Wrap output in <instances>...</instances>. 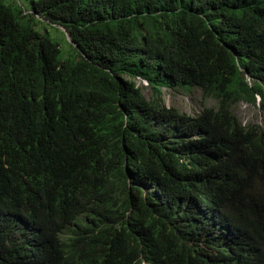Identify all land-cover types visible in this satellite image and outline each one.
<instances>
[{
  "label": "trees",
  "instance_id": "obj_1",
  "mask_svg": "<svg viewBox=\"0 0 264 264\" xmlns=\"http://www.w3.org/2000/svg\"><path fill=\"white\" fill-rule=\"evenodd\" d=\"M257 98L264 0H0V264H264Z\"/></svg>",
  "mask_w": 264,
  "mask_h": 264
},
{
  "label": "rangeland",
  "instance_id": "obj_2",
  "mask_svg": "<svg viewBox=\"0 0 264 264\" xmlns=\"http://www.w3.org/2000/svg\"><path fill=\"white\" fill-rule=\"evenodd\" d=\"M17 3L21 2L26 4V0H15ZM47 31L51 34V38L57 41L60 45L62 52L68 51L69 38L64 33V30L60 27L53 26L52 29L47 27ZM65 35V36H64ZM136 85L142 89V94L145 98L150 97V91L148 90L147 83L136 79L134 80ZM163 101L167 107H173L178 109L182 113H186L189 116L198 115L204 108H216L217 102L213 99H204L202 93L199 90L179 88L175 91L163 89ZM233 114L237 117V120L242 125H260L264 128V112L262 111L259 98L256 99L255 105H250L245 102H239L232 107Z\"/></svg>",
  "mask_w": 264,
  "mask_h": 264
}]
</instances>
